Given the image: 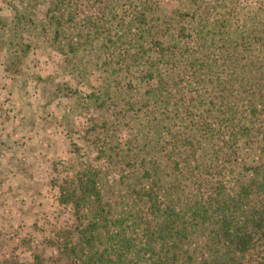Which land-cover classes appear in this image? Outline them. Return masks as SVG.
<instances>
[{
	"label": "trees",
	"instance_id": "1",
	"mask_svg": "<svg viewBox=\"0 0 264 264\" xmlns=\"http://www.w3.org/2000/svg\"><path fill=\"white\" fill-rule=\"evenodd\" d=\"M40 1L18 4L14 36ZM46 14L69 75L100 85L91 143L134 120L128 143L98 148L105 171L60 188L67 264H247L264 242V0H50Z\"/></svg>",
	"mask_w": 264,
	"mask_h": 264
},
{
	"label": "rangeland",
	"instance_id": "2",
	"mask_svg": "<svg viewBox=\"0 0 264 264\" xmlns=\"http://www.w3.org/2000/svg\"><path fill=\"white\" fill-rule=\"evenodd\" d=\"M21 1L29 0H0V264H67L63 253L70 239L63 234L73 229L74 217L61 202L60 188L85 167L105 171L98 148L128 143L134 120L116 121L107 141L101 136L99 144L91 143L97 134L87 132L89 126L105 119L86 108L85 97L100 87L96 76L87 85L69 75L45 18L50 0H41L14 36L12 19ZM21 47L24 55L16 62ZM108 117L109 123L117 118ZM140 120L155 121L151 115ZM123 174L112 170L106 181L119 182ZM261 263L264 242L247 262Z\"/></svg>",
	"mask_w": 264,
	"mask_h": 264
}]
</instances>
